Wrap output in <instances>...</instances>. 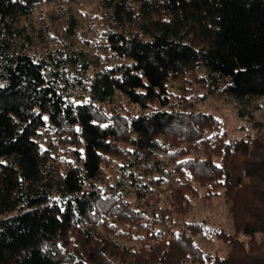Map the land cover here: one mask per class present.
<instances>
[{
    "label": "trees",
    "instance_id": "16d2710c",
    "mask_svg": "<svg viewBox=\"0 0 264 264\" xmlns=\"http://www.w3.org/2000/svg\"><path fill=\"white\" fill-rule=\"evenodd\" d=\"M52 1L0 0V264H264V0H99L103 65ZM219 196L232 232L186 219Z\"/></svg>",
    "mask_w": 264,
    "mask_h": 264
},
{
    "label": "rangeland",
    "instance_id": "374dc122",
    "mask_svg": "<svg viewBox=\"0 0 264 264\" xmlns=\"http://www.w3.org/2000/svg\"><path fill=\"white\" fill-rule=\"evenodd\" d=\"M70 15H73L77 22L76 33L72 39L74 48H85L84 53L92 54L95 58L101 60L99 65H103V62L109 63L111 57L101 45L103 19L99 9V0L42 2L33 13V25L31 27L34 30L36 29L35 32L41 34L42 41L49 42L51 45L53 43L52 35L55 34L58 38L64 33V29L68 27ZM75 91L76 89H74ZM173 91L177 92V89L173 88ZM196 104L200 110L209 112L220 120V131L228 138L242 136L246 130H253L248 122H244L238 116L236 103L232 100L209 96ZM256 117L262 119L263 109L256 113ZM168 168L171 167L168 166ZM111 169V167H108L107 171ZM166 172L170 173L171 171L166 170ZM174 173L176 172L174 171ZM175 175L180 179V175ZM115 178H118L116 174L113 175L112 180ZM186 219L188 221L206 220L209 226L233 231L232 219L222 196L216 197L207 203H201L200 200L195 202L192 211L186 215ZM198 243L205 251L214 252L217 248H222L223 252L228 251V247L216 237L211 239L199 237Z\"/></svg>",
    "mask_w": 264,
    "mask_h": 264
}]
</instances>
